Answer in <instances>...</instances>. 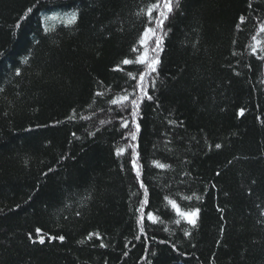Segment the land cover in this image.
<instances>
[{"label": "trees", "instance_id": "1", "mask_svg": "<svg viewBox=\"0 0 264 264\" xmlns=\"http://www.w3.org/2000/svg\"><path fill=\"white\" fill-rule=\"evenodd\" d=\"M152 2L0 0V264H264V0H179L133 118Z\"/></svg>", "mask_w": 264, "mask_h": 264}, {"label": "snow or ice", "instance_id": "2", "mask_svg": "<svg viewBox=\"0 0 264 264\" xmlns=\"http://www.w3.org/2000/svg\"><path fill=\"white\" fill-rule=\"evenodd\" d=\"M174 6L175 7H179V0H154V2L150 3L148 5V7L145 10V14L147 16V24L144 27V31L141 34V38L138 41L139 47L140 48H145L148 47L147 44V38L149 37V35L151 34L152 38H154L155 44L154 47L151 48V51L153 53H155V55H153L151 58L148 57V54L145 53H141L135 60V63H138L140 65H144L145 66V71L141 72L139 75V82L136 85L137 88L140 89V91L143 93V95L141 96H136L134 99L130 100V96H133L134 93H129L128 95L123 96L122 98H113L111 99L110 103L112 105H117V104H122L124 109L128 108V102L130 100V104L132 106V111H131V116L133 118H135L138 114V109L140 107V104L143 102L144 97H147V99H152L151 96H148L147 92H145L143 90V81L145 79V75H149L151 73H155L157 71V66L160 64V59H159V53L161 51H163V36H158L156 35V30L160 29L161 32L165 31L164 25H165V21H167L169 19V14H172L174 12ZM156 12V15H153V12ZM75 17H73V21H75ZM244 18L241 17V22H243ZM151 25V26H149ZM260 31L262 33H264V26H261ZM166 34V33H165ZM137 48L134 47L132 49L133 52H137ZM253 54H255V49L253 50ZM26 62V61H25ZM122 63L124 65H128L133 63L132 60L129 59H124L122 61ZM17 75H20L19 70H17L16 72ZM129 75H131V73H129ZM133 79H136L135 76H132ZM97 96H102L103 93L101 92H97L96 93ZM240 115H243V110H241ZM101 123H103V121H101ZM122 127H128V122L127 120H124L122 125ZM136 130L137 132L139 131V125H136ZM73 135H75V133H73ZM132 139L135 140L136 139V135L135 133H131ZM216 148H220L221 145L217 144L215 146ZM123 149H119L117 154L120 155L123 153ZM138 160V156H136L135 154L133 155L132 158V167L133 169L136 171V177L137 179H139L141 173H140V169H139V165L137 163ZM155 166L157 168H165L167 167L164 164H160L159 162H156ZM142 188L144 187L143 183H141L140 185ZM147 193V189H145V194ZM185 199L187 200H191L192 197H186ZM197 199H199L197 197ZM143 203H147V201H144ZM169 203L171 204V207L173 209H175L176 214L182 218L187 219L188 223L193 224L195 226L196 223V217L198 215L199 209H196L195 211H190V212H185V211H181L180 208L177 206V204L175 202L169 201ZM148 219L154 221L155 217L152 216L151 214L148 215ZM143 221V213L141 214V218H140V222L142 223ZM176 223H179V221H176ZM41 230L37 229V233H39ZM185 235H188L187 232H185ZM97 238L99 239V237L97 236ZM59 239L61 241L64 240L63 236H60ZM40 244L45 243L44 238L41 236L40 240H39ZM101 247H104L105 245H100Z\"/></svg>", "mask_w": 264, "mask_h": 264}]
</instances>
